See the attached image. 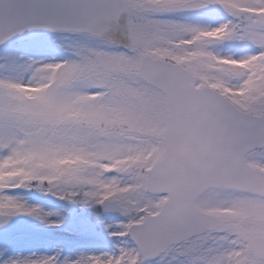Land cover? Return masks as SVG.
Instances as JSON below:
<instances>
[{
    "label": "snow or ice",
    "instance_id": "obj_1",
    "mask_svg": "<svg viewBox=\"0 0 264 264\" xmlns=\"http://www.w3.org/2000/svg\"><path fill=\"white\" fill-rule=\"evenodd\" d=\"M18 190L124 219L4 264H264V0H0V224L43 220Z\"/></svg>",
    "mask_w": 264,
    "mask_h": 264
},
{
    "label": "rangeland",
    "instance_id": "obj_2",
    "mask_svg": "<svg viewBox=\"0 0 264 264\" xmlns=\"http://www.w3.org/2000/svg\"><path fill=\"white\" fill-rule=\"evenodd\" d=\"M212 19L213 17L210 18L202 14L200 22L212 24ZM217 19L212 26L221 22L223 17ZM33 39L28 41V44L18 45L15 49L26 57L38 58L51 54L48 46H41L40 44L41 41H51L50 35L41 39ZM23 49L25 51H22ZM14 195L18 196L26 206L38 208L44 215V219L18 215L20 222L30 231L28 234L29 241L25 237H13L10 234H7V237H1L0 264L11 259L53 255H59L61 258H76L89 253L109 251L116 241L107 235V231H118L116 225L124 219L122 217H106L101 214L98 206L59 200L51 194H44L35 190H18ZM74 221H77L78 224ZM109 225L111 227H107L106 231V226ZM34 238L38 240L36 241ZM62 241L67 243L64 244ZM7 243V247L4 246ZM15 247H17L15 253L5 254L9 250L8 248Z\"/></svg>",
    "mask_w": 264,
    "mask_h": 264
},
{
    "label": "water",
    "instance_id": "obj_3",
    "mask_svg": "<svg viewBox=\"0 0 264 264\" xmlns=\"http://www.w3.org/2000/svg\"><path fill=\"white\" fill-rule=\"evenodd\" d=\"M37 35H29V34H25L23 37H21L19 40H24V39H30L33 38ZM18 40V41H19ZM16 42V41H14ZM100 209L103 211V213L105 215H116L118 217H120L117 214L111 213V212H105L103 210V208L100 207ZM8 233V232H25V229L23 227L20 226V224L18 223V220L16 217H13L9 220L6 221V223L0 224V234H4V233Z\"/></svg>",
    "mask_w": 264,
    "mask_h": 264
}]
</instances>
